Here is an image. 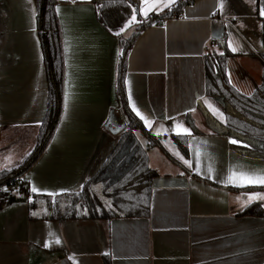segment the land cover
<instances>
[{
	"label": "crops",
	"instance_id": "obj_1",
	"mask_svg": "<svg viewBox=\"0 0 264 264\" xmlns=\"http://www.w3.org/2000/svg\"><path fill=\"white\" fill-rule=\"evenodd\" d=\"M181 2L176 0L171 7L161 3V11L148 16L163 15ZM57 4L63 56L66 38L69 48L68 67L64 64L69 73V113L59 134L54 131L24 173L26 190L14 188V201L0 207V264H108L105 257H110V264H264V217L246 216L245 208L241 210L247 193L264 189L237 190L221 182L230 166L234 171L264 169V158L232 149L229 136L216 132L221 122L205 101L221 108L206 97L204 61L208 51L220 50L219 41L231 40L238 49L227 61L232 84L249 94L264 81V17L259 15L264 0H225L223 11L217 0H194L160 25L141 15L139 23L122 33L145 25L129 53L126 88L127 95L131 88L136 106L151 114V127L146 128L158 139L176 135L177 125L191 129V152L182 156L193 162L192 168L176 155V160L168 158L157 147L161 143L148 146L147 134L136 130L156 172L149 217L31 219L32 186L40 189L36 194L45 195L81 190L107 160L128 123L116 92L119 36L99 21L94 0ZM47 97L37 0H0L2 168L22 164L33 151ZM208 114L216 119L213 124L207 121ZM189 118L200 134L193 133ZM197 150L201 164L193 170ZM209 167L216 178L209 179ZM57 236L60 244L54 243ZM46 240L52 242L48 248L43 246Z\"/></svg>",
	"mask_w": 264,
	"mask_h": 264
},
{
	"label": "trees",
	"instance_id": "obj_2",
	"mask_svg": "<svg viewBox=\"0 0 264 264\" xmlns=\"http://www.w3.org/2000/svg\"><path fill=\"white\" fill-rule=\"evenodd\" d=\"M58 0H37V29L44 53V65L48 84L47 108L43 123L38 127L36 145L25 161L13 168H2L0 148V207L14 201L12 190H26L22 177L48 145L55 125L60 121L64 88V56L62 36L55 7ZM194 0H183L163 16L170 17L179 12L181 6ZM99 21L115 33L131 17L132 9L137 10L140 19V0H94ZM98 6H101L98 8ZM144 24L131 33L119 35L121 53L117 64L116 92L121 107L128 117V123L114 146L111 154L100 169L77 192L60 193L53 196L29 194L28 203L31 219L52 218L57 220L79 218L149 217L151 214L152 182L156 172L150 167L148 146L160 145L159 139L132 112L128 104L124 79L127 74L128 57ZM220 50L213 48L204 55L206 74V97L220 106L227 123H220L217 133L239 139L249 147L231 144L247 156L264 158V81L251 93L238 90L229 83L227 61L232 55L226 40L219 41ZM223 55H220V53ZM264 58V53L262 54ZM213 124L212 115L206 116ZM193 133L200 134L189 118ZM141 129L148 137V146L142 145L136 130ZM177 146L188 157V136L173 135ZM188 171L189 168L186 167ZM101 186L102 195L92 192L93 185ZM7 188V191L3 188ZM111 188V191L108 189ZM237 190L254 191L264 186L230 187ZM37 215L33 216L32 213ZM246 216H263L264 207L254 202L245 208ZM110 264V257H105Z\"/></svg>",
	"mask_w": 264,
	"mask_h": 264
},
{
	"label": "snow or ice",
	"instance_id": "obj_3",
	"mask_svg": "<svg viewBox=\"0 0 264 264\" xmlns=\"http://www.w3.org/2000/svg\"><path fill=\"white\" fill-rule=\"evenodd\" d=\"M76 2V0H72V3L74 4ZM176 0H152L151 3H149V0H140V8H139V12L140 15H142L144 18L148 17L149 12L151 11H161V8L159 7V5L161 3L164 4L165 7H171L173 4H175ZM253 2H255V0H253ZM101 6H98V8ZM217 7L223 11L224 7H225V0H217ZM55 12L57 15H59L61 13V8L59 6V4H57V6L55 7ZM259 15L261 17H264V5H261L260 9H259ZM32 19L33 22L35 20V9L33 8L32 10ZM133 23H139V21L137 20V10L135 8L132 9V13H131V17L129 19H127L123 26L120 27L118 29V31L115 32V35L119 36L121 33H123L131 24ZM108 31H112V29H108ZM38 43V41H37ZM65 47H64V56H65V60H64V64H65V68L68 67V60H67V56H68V52H69V48H68V41L67 38L65 39ZM228 49L232 52L235 53L238 51V49L233 46L231 40L228 41L227 44ZM220 55H223V53L221 52ZM64 76V85H65V90L63 92V111L59 117L60 119V123H58L57 125H55V130L56 133L59 134L60 131V126L61 124H63V122L66 119L67 114L69 113V92L67 90V86H68V77H69V73L68 71H65L63 73ZM229 83H231V77L229 74ZM124 84L128 85L129 81L128 79L125 77L124 79ZM128 104L132 110V112L135 113V115L137 117H139V119L141 121L144 122V126L147 128L151 127V123L149 120V115H145L135 104V102L133 101V96H132V91L131 88H129V94H128ZM205 104L208 108L209 111H211V113L214 116H217V118L220 120L221 123L226 124L227 123V118L225 117L223 112H220L219 109L215 108L212 104L208 103L207 101H205ZM188 111H194V109H192L191 107H189ZM168 119H172L171 117H168ZM38 124H42L43 121H37ZM175 134L177 136H191V129L188 127H183L181 125H177L174 126ZM56 139V136H53V140ZM228 143L233 144V145H242L243 147L247 148L249 147V145L247 143H242L241 140L239 139H235L232 137L228 138ZM189 151L191 152V145H189ZM177 155L179 156V153H177ZM201 153L199 150L196 151V159H195V164H196V168H194L193 170H199L200 168V164H201V159H200ZM180 160L182 161V163L186 166H188L189 168H192L193 166V162L191 160L188 159H184L183 156H179ZM209 171V179H214L216 178L215 176L212 175V173L215 171L212 167H209L208 169ZM181 175H183V173H181ZM222 183L225 184H231L234 187H238V188H244L246 186L249 185H264V169H249V170H240V171H234L233 167L230 166L228 169V174L227 176L221 181ZM5 191H7V188H4ZM31 191L33 193H37L40 191L39 188H37L36 186H32L31 187ZM61 192L67 191V189H61ZM108 191H111V188L108 189ZM48 195L50 196H55L57 195V193H52L49 192ZM247 200H245L242 205H241V210H243L244 208L248 207L249 205H251L252 203H254L256 200H264V193L261 192H249L247 193ZM239 199V197L237 198ZM29 200H31V197H29ZM261 207H264V204L261 205ZM33 216L37 215L36 212L32 213ZM50 241H45L43 246L45 248H48L51 246ZM55 244H60L61 240L60 238L57 236L54 240ZM107 254V253H106ZM70 260H73L74 257L70 256L69 257Z\"/></svg>",
	"mask_w": 264,
	"mask_h": 264
},
{
	"label": "rangeland",
	"instance_id": "obj_4",
	"mask_svg": "<svg viewBox=\"0 0 264 264\" xmlns=\"http://www.w3.org/2000/svg\"><path fill=\"white\" fill-rule=\"evenodd\" d=\"M135 29V28H134ZM218 107L217 104H214ZM220 112H223L222 110ZM159 141L161 143L162 147L157 146L160 150L164 151V153L166 154V156L168 158H173L175 159L176 157L179 158V156L183 155V152L179 149V147L177 146L176 141L174 140V138L171 135H167V137H159ZM175 150H178V152L175 153ZM180 150V151H179ZM177 153H179V156L177 155ZM176 155V157H175ZM184 156V155H183ZM27 158V156L25 157V159ZM176 160V159H175ZM179 160V159H178ZM177 160V161H178ZM25 161V160H24ZM23 161V162H24ZM182 162V161H180ZM92 192L96 193L97 195L101 196V186L100 185H93L91 188Z\"/></svg>",
	"mask_w": 264,
	"mask_h": 264
},
{
	"label": "built area",
	"instance_id": "obj_5",
	"mask_svg": "<svg viewBox=\"0 0 264 264\" xmlns=\"http://www.w3.org/2000/svg\"><path fill=\"white\" fill-rule=\"evenodd\" d=\"M174 15V14H173ZM148 19L154 23V24H162L164 22V20L166 19L163 15H155V14H150L148 16Z\"/></svg>",
	"mask_w": 264,
	"mask_h": 264
}]
</instances>
